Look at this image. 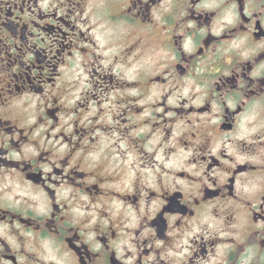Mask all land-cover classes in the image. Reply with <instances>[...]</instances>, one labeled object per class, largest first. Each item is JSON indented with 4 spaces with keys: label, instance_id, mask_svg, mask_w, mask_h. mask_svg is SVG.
Wrapping results in <instances>:
<instances>
[{
    "label": "flooded vegetation",
    "instance_id": "flooded-vegetation-1",
    "mask_svg": "<svg viewBox=\"0 0 264 264\" xmlns=\"http://www.w3.org/2000/svg\"><path fill=\"white\" fill-rule=\"evenodd\" d=\"M0 264H264V0H0Z\"/></svg>",
    "mask_w": 264,
    "mask_h": 264
}]
</instances>
